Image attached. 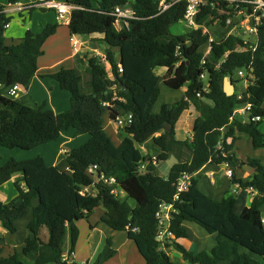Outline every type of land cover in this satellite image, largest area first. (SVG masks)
I'll list each match as a JSON object with an SVG mask.
<instances>
[{
	"label": "trees",
	"instance_id": "trees-1",
	"mask_svg": "<svg viewBox=\"0 0 264 264\" xmlns=\"http://www.w3.org/2000/svg\"><path fill=\"white\" fill-rule=\"evenodd\" d=\"M3 1L14 5L20 0ZM65 1L74 7L68 20L70 35H100L105 49L104 60L83 55L82 72L61 68L47 76L69 95V109L61 113L45 104L29 107L2 95L12 85H28L36 74L42 45L59 24H47L38 33L27 30L17 44L5 45V26L11 17L0 7V150L31 151L57 142L70 129L75 136H86L85 142L63 155V169L47 165L41 156L9 158L0 165V187L14 174L20 175L15 183L19 197L8 204L0 202V227L14 233L15 222L30 215L29 235L21 250L0 257V264H76L68 262L79 238L76 223L87 221L97 208H102L100 221L106 227L127 233L144 264H179L170 258L168 249L188 264H264V165L260 159L238 158L233 150L237 134L247 136L254 150L264 149V27L258 28L254 50L237 36L213 41L210 57L202 65L201 50L209 35L202 29L171 32L183 18L184 1L171 4L166 0L171 5L164 11L160 0ZM118 6L134 11L136 19L129 21L128 28H116L112 13ZM209 12L203 8L196 23L212 25ZM157 68L168 73L160 77ZM245 68L254 80L240 99L236 93L227 97L223 79L230 77L234 86L240 80H233V74ZM83 73L89 77L84 89ZM202 73L206 81L200 79ZM161 83L171 90H185L179 100L155 110ZM112 86L115 91H110ZM247 104L251 105L247 119L234 116ZM189 108L196 113L191 136L180 141L174 128ZM128 114L131 122L120 129L122 138L115 145L103 118L115 120ZM253 117L260 120L252 122ZM166 124L172 127L168 133L164 132ZM171 155L177 163L163 175L157 166ZM152 156L157 165L139 173V164ZM208 164H225L231 170L229 188L220 200L198 188L200 171ZM93 165L115 184L94 182L87 173ZM242 167L252 170L245 179L237 175ZM185 173L191 176L189 186L173 201L176 180ZM113 186L124 193V199L111 193ZM84 189L88 191L81 194ZM162 203H172L176 210L164 248L156 240L154 216ZM184 222L211 235L213 247L195 254L181 245L178 241L189 237Z\"/></svg>",
	"mask_w": 264,
	"mask_h": 264
},
{
	"label": "crops",
	"instance_id": "crops-1",
	"mask_svg": "<svg viewBox=\"0 0 264 264\" xmlns=\"http://www.w3.org/2000/svg\"><path fill=\"white\" fill-rule=\"evenodd\" d=\"M39 0H20L18 3L14 5L6 4L5 1L1 0L0 7H3L4 13L11 16V14L18 13V15L22 16L24 15V12L29 15V23H24V27L22 25L9 23L8 27L6 28V31L4 33V42L5 45H12L17 44L24 36L25 32L27 30L32 31L33 33L40 32L47 24H55L58 23L56 16L54 18H50L49 23H47V20H45L44 16L47 14H38L36 13V10L31 9L32 5H38ZM41 3V2H40ZM40 12L42 10L39 9V7L36 8ZM48 10V9H47ZM50 11V10H48ZM54 11V10H53ZM55 12V11H54ZM56 14V13H55ZM56 20V21H55ZM59 26L56 29L55 34L47 38V40L44 42V44L41 47L42 55L37 59V71L35 76L30 80L28 85L26 87H21V89L18 91L17 96L13 99L17 102H20L26 106L29 107H38L40 105L45 104V106L52 110L54 113H61L63 111H66L69 109V95L66 96L64 93H61L59 90V87L57 83L48 78V75H51L57 71H59L61 68L63 69H75L77 71H81L83 66L81 63V57L85 54L88 55H97L103 57L102 48L99 47V41L102 40V36L100 35H91V36H75L70 35L69 29H68V21L65 23H58ZM214 33L219 35L217 39H220L223 37V31L222 30H216ZM97 39V40H95ZM72 40L77 42L76 47H73ZM97 41V42H96ZM105 49V48H103ZM89 79V77H88ZM54 81V82H53ZM86 87V85H85ZM56 91L55 95L59 96L60 101L55 102L52 98V91ZM235 93V92H234ZM126 116V115H124ZM196 117V116H195ZM194 117V118H195ZM108 124L106 125L103 123L104 129L106 131V128H109V131L114 137L109 136L113 143L115 144V141L113 138H115L118 141V144L121 141L122 134L119 132V130L116 129L114 124L111 122V120L108 119ZM71 130V129H70ZM68 130L67 132H64L61 134L60 139L57 141L59 143V151L55 154H53V148L54 145L52 143L56 144L57 142H50L48 144L39 146L33 150H37L38 153H36L38 156H41L45 159V162L49 166H57L60 168L59 164L63 163L60 161V150L65 148V146L72 145L77 146L83 143L82 137H78L74 135L73 137L68 136L70 132ZM63 135L67 136V139L63 137ZM69 138V139H68ZM120 138V141L119 139ZM242 139H240L241 141ZM240 143V142H239ZM115 144V145H118ZM71 148H69L70 150ZM31 150V151H33ZM65 150V149H64ZM143 150V148H142ZM259 150V149H258ZM17 152L16 154L18 157L17 160H25L32 157V154L29 155L31 151H21V150H9L7 151L4 149L0 150V156L3 155L4 159L11 158V153L9 152ZM264 158V156H262ZM6 160H0V165ZM263 164V163H262ZM264 165V164H263ZM64 165L62 166L63 169ZM227 169L226 165H214V164H208L205 165L201 171L200 175L202 176V181L198 183V188L209 197L220 200L222 196L224 195L225 191L229 188V179L225 175V170ZM212 173L213 177H205V173ZM207 174V173H206ZM19 174H14L11 177V180L0 187V202L2 204H8L9 202L16 200L19 197V192L16 189L15 183L19 179ZM249 176V175H248ZM242 179H245L246 177L239 176ZM209 179L205 180L204 179ZM203 183V188L200 187V184ZM11 184L14 186L11 187ZM21 188V185H19ZM121 192V191H119ZM123 195L124 193L121 192ZM36 201L33 203V205H36ZM30 213V211H29ZM101 216V215H100ZM92 215L87 220L88 222V229L89 233L87 234L88 239H86L85 245H89V241L92 240V234L96 229L99 227L108 228L100 221V218L98 221H92ZM30 221V215H27L24 219L18 220L15 222L16 231L14 233H9L7 231H4L0 227V257H8L9 255L13 254L14 252H19L24 245L25 239L29 235V231L27 229L28 223ZM85 221L80 220L76 223V226L79 222ZM184 228L186 229L189 237V240H179L178 242L187 247L190 251L193 253H199L201 251H208L213 247V243L211 242L209 244V240L213 239L211 235L208 234L209 237L206 236L204 239V244L197 246L196 250H192V242H189L192 238L190 236L189 232L190 230H187L185 226V222L183 223ZM117 233L119 235L117 236ZM110 230V233L108 236L104 237V243L105 246L100 248L96 247V249L91 253L90 255H87L84 259L79 258V249H78V243L79 238L76 243L75 249L73 254L70 257V260H68L69 263H80V264H101L103 261H107L104 264H122V259H124V256H126V252H123V255L121 254V251H118L117 249L126 246L128 243H133L131 240L127 238L126 232H117ZM80 237V236H79ZM90 239V240H89ZM94 243L93 241H91ZM134 244V243H133ZM135 245V244H134ZM203 247V248H201ZM101 250V251H100ZM172 249H168L167 253L171 258V253L169 252ZM93 255V256H92ZM120 256V257H119ZM181 257V256H180ZM184 263L183 259H181ZM174 261V260H173ZM175 262V261H174ZM180 263V262H176ZM133 264H144V262L139 263L135 262ZM188 264V263H187Z\"/></svg>",
	"mask_w": 264,
	"mask_h": 264
},
{
	"label": "built area",
	"instance_id": "built-area-1",
	"mask_svg": "<svg viewBox=\"0 0 264 264\" xmlns=\"http://www.w3.org/2000/svg\"><path fill=\"white\" fill-rule=\"evenodd\" d=\"M166 0H160L159 6L161 11L167 9L171 4H174L179 1L186 2V8L183 15V18L180 22H184L185 26L190 30L202 29L203 33L209 35V39L204 47H202V65L206 60L209 59L211 54V43L217 39L212 37L210 30L216 31L222 30L224 38L227 36H237L240 37L244 45H247L250 42V48L254 50L257 37H258V28L264 27V0H169L171 4L165 2ZM36 7H42L48 10H54L56 13V19L58 23L66 22L69 20L70 12L74 8L69 5L67 2L59 3L53 0H44ZM203 8H209V19L213 20L212 25L209 27L200 26L196 23L197 16L201 13ZM213 13V14H212ZM112 15L116 18V28L118 30L128 28V23L130 20L136 19L134 16V11L129 6H118L114 9ZM223 23V24H222ZM8 25L5 26L7 28ZM223 28V29H221ZM236 28H240L242 31L240 34L235 32ZM226 30V32H225ZM73 47H76L77 42L72 40ZM104 60V57H101ZM237 79H239L242 84L245 86V89L248 85L254 80L253 76L247 71V69H241L237 73ZM200 79L206 81V74L202 73ZM21 86L15 84L11 87L2 90V95L8 98L13 99L17 96V91H19ZM238 99L241 98V93L235 92ZM251 105L247 104L245 107L236 110L234 116L240 117L242 119H247V112L250 110ZM252 122H257L260 120L259 117H253L250 119ZM116 129H122L125 126L129 125L131 122V115L118 116L115 120H111ZM220 148V147H219ZM63 155L66 153V150H62ZM156 166L157 158L152 156L150 161L141 162L138 166V172L143 174L147 171L148 166ZM227 167V165H226ZM97 166L93 165L88 170L87 173L93 179L94 182L102 180L105 184L114 185L115 181L113 178L107 179L103 175H99L96 172ZM98 174V175H97ZM208 177H213L212 173L206 174ZM225 175L230 179L232 173L231 170L227 167L225 170ZM191 176L189 174H182L176 180V194L173 198L177 200L178 195L185 191L189 186ZM88 189H84L81 194H84ZM91 192V190H89ZM120 191L115 186H113L111 193L118 197L117 192ZM95 191H92L94 194ZM176 210L173 207L172 203H162L158 210L155 212L154 216L157 221V237L156 240L159 242L160 247L164 248L165 242L171 237L169 232V221L172 218V213H175ZM264 222V219H263ZM67 254L63 253V259L66 260Z\"/></svg>",
	"mask_w": 264,
	"mask_h": 264
},
{
	"label": "rangeland",
	"instance_id": "rangeland-1",
	"mask_svg": "<svg viewBox=\"0 0 264 264\" xmlns=\"http://www.w3.org/2000/svg\"><path fill=\"white\" fill-rule=\"evenodd\" d=\"M39 1L42 2L44 0H39ZM53 1L59 2V3L66 2L65 0H53ZM94 1L98 2L99 0H94ZM0 3H1V0H0ZM30 7H32L33 10H36V13H38V14L44 15V14L48 13V15L44 16L45 20H47V23H49L51 17L54 18L56 16V14H55V12L53 10H50V11L46 10V11L40 12L39 10L36 9L37 8L36 5L35 6L32 5ZM10 17H11V19H10L9 23H13V24H17L18 23V25H22L23 27H24V23H27V24L29 23V15L27 13H25V12H24V15H22V16L18 15V13H14L13 12ZM62 23H64V22H62ZM62 23H60V24H62ZM221 29H223V28H221ZM187 31H190V29L185 26L184 22L177 23V25H175L172 28V30H171L172 34H176L178 32H180V33L184 32L185 33ZM241 31L242 30L240 28H236L235 29V32H238L239 34H240ZM210 32H211L212 37H214L215 39H217L219 37V35L214 33L215 31L210 30ZM225 32H226V30H225ZM95 40H97V39H95ZM99 47L102 48L101 52H104L103 48H105V44H104V42L102 40L99 41ZM103 57H104V55H103ZM106 67H107V64H106ZM176 67L177 66L175 65L172 68V71H174L176 69ZM82 71H83V68H82L81 72ZM155 73L158 76L163 77V76H165L168 73V70L165 69V68H157ZM82 78H83V81L81 83V87L84 89L85 85H86V82L88 81V76L83 73V77ZM232 79L235 80V81L237 80L236 73L233 74ZM234 87H235L234 88L235 89L234 92L241 93L243 90H245V86L242 84L241 81H239V83H235ZM184 90H185V88H182L180 90H171L167 86H165L163 83H161V85H160V96H159V99H158L157 104L155 106V110H157L160 107V105L163 104V103H173V102H176L177 100H179L183 96ZM56 91L55 90L52 91L53 92L52 93V98L54 99L55 102H58V101H60V98H59V96L55 95ZM58 91H60L61 93H64V95L68 96L67 92L61 91L60 89ZM113 91H115V89ZM195 116H196V113L193 110V108H189L186 112H184V114L182 115L180 120L176 123L175 128H174L175 138L177 140L184 141V140H188L190 138V136H191V132H190L191 122L193 121ZM103 119H104L105 126L109 125L108 124L107 115H105ZM261 128L264 131V120L262 122ZM118 130L120 132V129H118ZM106 133L109 136L114 137V135H112L110 133L109 128H106ZM68 134H70L68 136L73 137L72 130H70V132ZM63 137L67 139V136L63 135ZM79 137H82L81 141H83V142L86 141V136H79ZM237 138L238 139H237V141L234 144V149L233 150H234V152H235V154H236V156L238 158H242V159H245L244 157L256 158V159H260L261 162L264 164V158L262 157V156H264V149L254 150L251 147V143H250L249 139L244 134H237ZM118 139L120 141V138H118ZM240 139H242V140L240 141ZM113 140L115 141V144H118V141L115 138H113ZM52 145H54L53 154H55V152L57 153L59 151V149H60L59 143L58 142L56 144L52 143ZM77 146L68 145V146H65V148H63L64 147L63 146L62 149L60 150V154H59L60 155L59 159H61L60 161H62V158H63V152H61L62 150L65 149L66 151H69V148L72 149V148L77 147ZM145 148H143V152L146 154V149ZM2 151H4V149H2ZM7 151H9V150H7ZM9 153H11V156H12L11 158L16 159L18 157V155L16 154L17 152L14 153V152L10 151ZM36 153H38L37 150H33V151H31L29 153V155L32 154L31 158H34V157L38 156ZM0 157H1V161L2 160H6V159H4L3 155L0 156ZM31 158H29V159H31ZM63 165H64L63 163H60L59 164L60 168H62ZM206 173H208V172H206ZM206 173L204 174L205 177H207ZM237 173H238L237 174L238 176L247 177L248 175H250L252 173V170L249 169V168H246V167H242V168L237 170ZM204 180L206 182V180H209V179L207 178V179H204ZM201 181H202V179H200V182ZM203 186H204L203 183H201L200 187L203 188ZM11 187L14 188V186L12 184H11ZM91 192H92V190H91ZM117 194H118V198L119 199H124V195L121 192L118 191ZM128 203L130 205L134 206V202L132 200H128ZM102 214H103L102 208H100V209L97 208L94 211V213L92 214V219L91 220L93 222L95 220L98 221L99 218H100V215H102ZM185 226H186L187 230H190L189 234H190V236H192L191 240L189 241V242H192V244H193V245H191L192 246V250H196L197 246L204 244V242H205L204 239L206 238V236L207 237H209V236L202 228H200L198 225H196L194 223L185 222ZM77 228L79 230V236H80L79 237V243H78L79 258L80 259L81 258L84 259L87 255H90L91 253H93V251L96 249V247H97V249H98V247H100V248L104 247L105 246L104 237L108 236V234L110 233V229L109 228L99 227L92 234V238H91L92 240L89 239L90 240L89 241L90 244L87 246V245H85V243H86V239H88L87 234L89 233L88 222L86 220L79 222L77 224ZM115 233H117V232H115ZM118 235H119V233H117V236ZM185 240H189V239H185ZM91 241H93L94 243H92ZM211 242L213 244L215 243L213 239L209 240V244ZM185 248L188 249L187 247H185ZM201 248H203V247H201ZM117 250L121 251L122 255H123L124 251L126 252V256L123 255L124 259L121 257V259H122L121 263L122 264H133L135 262H139V263L143 262L142 257L139 255V253H138V251H137V249H136V247H135V245L133 243H128L126 246L121 247V248H119ZM169 252H172V251L169 250ZM65 253H66V251H65ZM170 255H171V259L174 260L175 262H180L179 264H187V263H184L181 260L182 258L180 257V255L177 252H172ZM253 257H255V256H253ZM105 262H107V261L105 260L101 264H104ZM77 264H80V263H77Z\"/></svg>",
	"mask_w": 264,
	"mask_h": 264
},
{
	"label": "water",
	"instance_id": "water-1",
	"mask_svg": "<svg viewBox=\"0 0 264 264\" xmlns=\"http://www.w3.org/2000/svg\"><path fill=\"white\" fill-rule=\"evenodd\" d=\"M116 88V86H112L110 91L114 90ZM223 92L227 97H230L234 94V86L232 85V81L230 77H225L223 79ZM171 130V125L170 124H166L164 127V132L168 133ZM165 163V164H164ZM164 163H160L157 168L161 171V173L163 175H167V173L169 172L170 168L177 163L176 158L171 155L169 157V159L164 162ZM98 175V174H97Z\"/></svg>",
	"mask_w": 264,
	"mask_h": 264
}]
</instances>
